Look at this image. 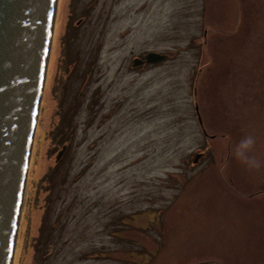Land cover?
Returning a JSON list of instances; mask_svg holds the SVG:
<instances>
[{"label": "rangeland", "instance_id": "rangeland-1", "mask_svg": "<svg viewBox=\"0 0 264 264\" xmlns=\"http://www.w3.org/2000/svg\"><path fill=\"white\" fill-rule=\"evenodd\" d=\"M56 6L12 264H264V0Z\"/></svg>", "mask_w": 264, "mask_h": 264}, {"label": "water", "instance_id": "water-1", "mask_svg": "<svg viewBox=\"0 0 264 264\" xmlns=\"http://www.w3.org/2000/svg\"><path fill=\"white\" fill-rule=\"evenodd\" d=\"M56 5L57 0H0V264L13 263ZM168 57L152 49L133 57V65Z\"/></svg>", "mask_w": 264, "mask_h": 264}, {"label": "clouds", "instance_id": "clouds-1", "mask_svg": "<svg viewBox=\"0 0 264 264\" xmlns=\"http://www.w3.org/2000/svg\"><path fill=\"white\" fill-rule=\"evenodd\" d=\"M255 137L248 135L239 141L234 148V156L249 169H259L261 161L255 155H250L255 147Z\"/></svg>", "mask_w": 264, "mask_h": 264}, {"label": "flooded vegetation", "instance_id": "flooded-vegetation-1", "mask_svg": "<svg viewBox=\"0 0 264 264\" xmlns=\"http://www.w3.org/2000/svg\"><path fill=\"white\" fill-rule=\"evenodd\" d=\"M200 122L202 123L201 120H200ZM202 129H203V131H206V130L204 129V127H202ZM202 152H203V151H198L196 154H198V153H202ZM196 154H195V155L193 154V159H194V161H195V159H196ZM204 155H205V154H203V156H204ZM203 156H201V157L199 158V160H198V161H195V162H200Z\"/></svg>", "mask_w": 264, "mask_h": 264}]
</instances>
